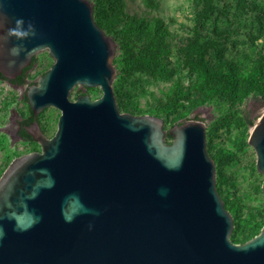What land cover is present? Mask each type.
I'll return each mask as SVG.
<instances>
[{
    "label": "water",
    "instance_id": "water-1",
    "mask_svg": "<svg viewBox=\"0 0 264 264\" xmlns=\"http://www.w3.org/2000/svg\"><path fill=\"white\" fill-rule=\"evenodd\" d=\"M43 51L53 64L24 91L27 134L40 152L0 177V264H264V225L245 243L230 241L233 218L215 189L205 124L165 131L159 117L119 112L116 44L88 0H0L4 81ZM76 86L102 95L70 101ZM50 107L60 116L48 139L38 117ZM9 122L4 130L21 141L14 110ZM248 145L264 175V112Z\"/></svg>",
    "mask_w": 264,
    "mask_h": 264
},
{
    "label": "rangeland",
    "instance_id": "rangeland-1",
    "mask_svg": "<svg viewBox=\"0 0 264 264\" xmlns=\"http://www.w3.org/2000/svg\"><path fill=\"white\" fill-rule=\"evenodd\" d=\"M88 1L95 24L116 44L112 87L119 112L159 117L165 131L187 121L203 122L215 189L224 208L234 212L230 241L250 240L264 225V175L256 171L248 145L264 112V80L261 97L250 90L254 72L264 68V0ZM35 58L25 75L29 85L16 89L0 80V177L16 158L40 152L36 142H13L4 130L12 110L20 121L30 117L24 91L53 64L46 51ZM199 61L208 72L225 76L228 88L205 81ZM82 94L91 101L102 95L99 88L76 86L69 100ZM59 116L53 107L39 116L46 138L56 132Z\"/></svg>",
    "mask_w": 264,
    "mask_h": 264
},
{
    "label": "trees",
    "instance_id": "trees-1",
    "mask_svg": "<svg viewBox=\"0 0 264 264\" xmlns=\"http://www.w3.org/2000/svg\"><path fill=\"white\" fill-rule=\"evenodd\" d=\"M196 53H197V56H200L201 51L199 49H196ZM35 62H36V58L34 57L32 59L31 65L28 68H26L20 76H18L15 80H12L10 83L11 84H16V85H19V86L24 85L26 83L25 75L34 66ZM114 64H115V60H114ZM197 67H198V70L201 72V74H202V76H203L205 81H209V82L219 81L221 83L219 88H222V89L223 88H225V89L228 88V86L225 85L226 84V82L224 81L225 80V76H217V75H215L213 73L208 72L206 69H204L202 67V63L200 61L197 63ZM253 79H254V81H253L251 89H250V90H252V92H254L252 94V96L255 97V98L261 97L262 90H263V84L260 83V80H264V68L255 71ZM0 80H5L1 76V74H0ZM24 99H25V97H24ZM28 120L29 121L33 120L31 113H30V117L28 118ZM22 133H23V138H24L23 140L32 141L29 136H27L24 132H22ZM167 137H169V136H167ZM229 213L231 215L234 214V212L232 210H229ZM235 239H236V237H235Z\"/></svg>",
    "mask_w": 264,
    "mask_h": 264
},
{
    "label": "flooded vegetation",
    "instance_id": "flooded-vegetation-1",
    "mask_svg": "<svg viewBox=\"0 0 264 264\" xmlns=\"http://www.w3.org/2000/svg\"><path fill=\"white\" fill-rule=\"evenodd\" d=\"M31 122L32 121H29L28 119L27 120H23V121H20L18 123V126L15 128L16 132H17V135L21 137V140H23V133L24 132L27 136H29L27 134V127H29L31 125ZM30 137V136H29Z\"/></svg>",
    "mask_w": 264,
    "mask_h": 264
},
{
    "label": "bare ground",
    "instance_id": "bare-ground-1",
    "mask_svg": "<svg viewBox=\"0 0 264 264\" xmlns=\"http://www.w3.org/2000/svg\"><path fill=\"white\" fill-rule=\"evenodd\" d=\"M203 113H204L205 116H208L209 115V113H208L207 110H203Z\"/></svg>",
    "mask_w": 264,
    "mask_h": 264
},
{
    "label": "built area",
    "instance_id": "built-area-1",
    "mask_svg": "<svg viewBox=\"0 0 264 264\" xmlns=\"http://www.w3.org/2000/svg\"><path fill=\"white\" fill-rule=\"evenodd\" d=\"M25 85H26V86L29 85V82H26Z\"/></svg>",
    "mask_w": 264,
    "mask_h": 264
}]
</instances>
